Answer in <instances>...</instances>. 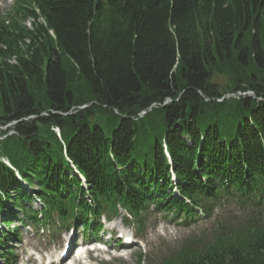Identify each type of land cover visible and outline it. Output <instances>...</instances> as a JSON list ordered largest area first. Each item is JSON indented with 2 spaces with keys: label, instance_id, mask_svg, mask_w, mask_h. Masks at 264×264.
<instances>
[{
  "label": "trees",
  "instance_id": "16d2710c",
  "mask_svg": "<svg viewBox=\"0 0 264 264\" xmlns=\"http://www.w3.org/2000/svg\"><path fill=\"white\" fill-rule=\"evenodd\" d=\"M238 91L253 95L224 97ZM13 121L4 225L97 231L122 207L141 232L155 211L190 224L235 203L244 216L135 264H264V0H15L0 14V125Z\"/></svg>",
  "mask_w": 264,
  "mask_h": 264
},
{
  "label": "rangeland",
  "instance_id": "374dc122",
  "mask_svg": "<svg viewBox=\"0 0 264 264\" xmlns=\"http://www.w3.org/2000/svg\"><path fill=\"white\" fill-rule=\"evenodd\" d=\"M11 2L12 0H0V10H6ZM228 77L229 75L227 74L215 73L213 80L222 86H226L228 84ZM235 96L236 94L234 93L226 94L227 98ZM33 205L35 206L36 204ZM162 215L153 214L147 218L145 232L138 236L137 239L141 243V246L113 249L110 245L107 247L109 251L97 249L89 251L77 264H135L138 251H143L146 254V258L149 257L152 260L159 259L166 256L173 249H176L183 239L198 237L199 235L203 236L206 233H210L212 226H215L218 222L228 221L231 217H241L245 214L237 210L235 203H229L218 207L216 214L211 219H201V221L191 226L170 221ZM111 226L125 229L124 232L126 233L135 232L134 230L136 228L134 223L125 225L122 219L121 221L120 219L114 221L113 225L106 224V228L108 229ZM46 227L43 226V229L41 227H35L34 225L29 228L26 227V229L21 231V242L15 243L11 241V238L8 240V245L14 247V253L18 256L19 260L22 259L25 261V259H28L32 255L34 250H37L38 253L44 252L46 257L49 258L50 254H57L65 241L64 239L70 237L69 234L66 237L63 234H57L55 240L52 241L51 232ZM3 228L8 229L7 226L0 224V229ZM81 232L83 231L81 230ZM1 263L3 264L4 261H1Z\"/></svg>",
  "mask_w": 264,
  "mask_h": 264
}]
</instances>
